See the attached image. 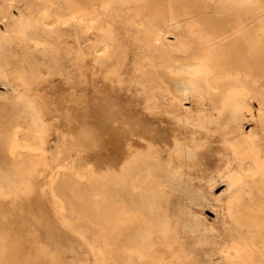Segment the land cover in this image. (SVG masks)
<instances>
[{
    "label": "rangeland",
    "instance_id": "374dc122",
    "mask_svg": "<svg viewBox=\"0 0 264 264\" xmlns=\"http://www.w3.org/2000/svg\"><path fill=\"white\" fill-rule=\"evenodd\" d=\"M165 5L166 0H0V207L20 204L30 219L42 192L37 205L47 224L53 212L45 200L46 174L59 171L53 188L64 210L56 220L69 221L72 233L61 234L57 225L44 229L68 250L71 264H92L87 251L103 252L95 258L101 264H113L116 256L142 262L148 255L165 264H232V248H244L260 262L256 230L240 214L230 216L228 207L238 196L253 209L264 187L261 178L243 177L238 167L253 174V161L264 162V0H175L176 13L189 11L204 32L234 31L225 35L227 48L218 54L238 80L214 82L210 90L200 78L168 70L197 66L205 48L198 28L189 31V17L164 26ZM155 29L162 38L153 47L146 38ZM99 106L114 131L111 140L119 142L103 153L107 158L98 154L87 163L77 143L86 131L94 134ZM132 145L135 161L121 170ZM94 164L108 176L90 178L100 173ZM139 175L147 177L139 181ZM116 213L124 221L118 232L90 224Z\"/></svg>",
    "mask_w": 264,
    "mask_h": 264
},
{
    "label": "bare ground",
    "instance_id": "6f19581e",
    "mask_svg": "<svg viewBox=\"0 0 264 264\" xmlns=\"http://www.w3.org/2000/svg\"><path fill=\"white\" fill-rule=\"evenodd\" d=\"M174 2H175V0H166V5H165L164 10H163V24H164V26L165 27H168V28H170L172 26L173 27L179 26L180 23L173 21V18L180 17V16H183V15L189 17L190 18V21H191V22H189L190 23V26H191V29L189 31L192 32L191 30L194 27L198 28L199 41L201 43H203V45H204V48H205V56L203 58H197V59H195V61L197 63V66H195V67H187V68H184L182 70L169 67L168 70H170L173 75H177V76H179V75H186V76H190V77L200 78L204 82L205 88L207 90L212 89V83H214V82L227 81V80H231V81H234V82L237 81L239 75L238 74L233 75V74L229 73L225 69V67L223 66V64L221 63V59H223V58L219 56L220 54H218V53H220L221 51H223L224 49L227 48L226 42L230 38L229 37L226 38L225 35H230L234 31L232 29L227 30L225 28H211V31L210 32H204L201 29V27H199V23L197 21L192 20L193 16H191V13L189 11H184L183 12L184 14L182 12L176 13V10L174 8L175 7L174 6ZM259 14H260V12L258 11L257 15H259ZM161 38H162V31L159 30V29H155L151 33V35L148 36V38H146L147 45L153 46V47L159 46L160 45L159 44V41H160ZM210 62L214 63V65H210ZM212 70L217 71V74L215 76L211 75ZM144 73H146V71ZM261 77H263L262 73H260L258 77L254 78V80L257 81ZM152 81H154V79ZM161 82L162 81H160L158 78H156V83H157L156 86H158L159 90H161V86H162V85L160 86V83ZM152 83H154V82H152ZM165 88L166 89H165V91L163 90V92H166V94L169 95V93H170L169 92V87H165ZM152 91H154V90H152ZM164 97H165V99L168 98L166 96H164ZM102 102H104V101L102 100L101 101V104H102ZM105 105L106 104H104L103 107H105ZM103 107L102 106H99L97 108V109H99L98 113H99V116L100 117H99L98 121L95 123V125L93 126L94 127L93 129L94 130H92V132L94 131L93 132L94 134H91V135L90 134H87L89 132L91 133V131H89V132L86 131V134L83 133L84 134L83 136H85V138L83 139V141L81 140L80 143L79 142L77 143L78 146H79V144H80V146H82L81 149H83L84 153H87V154L89 153L88 155L86 154V158H84L82 156V159H85L86 160L85 162H87V158L92 159V161H94L93 157L96 156L95 158H97L98 156H100L98 154H102L100 157H98V158H101L104 155L103 154L104 152L107 153L109 148L111 149L115 145L116 142H119V141L113 142L111 140L112 136L114 135L113 134L114 131H112V129L109 128L108 125L106 124L107 123L106 122V117L107 116L105 115V110H104ZM106 109H108V108H106ZM115 111H117V110H115ZM107 112L108 111H106V113ZM159 112L162 113V111H159ZM108 114H109V112H108ZM123 116H125V115H123ZM133 125L134 124H132V126ZM89 129H91V128H89ZM138 129H140V128L138 127ZM150 129H152V128H150ZM85 130H87V128ZM144 132L147 134L146 131H144ZM79 134H82V133H79ZM148 134H149V132H148ZM148 134L141 136V138H143L144 140L145 139L147 140ZM76 136H74V137H76ZM158 136L159 135H157L156 137H158ZM77 137L75 139H78ZM80 137H82V136H80ZM177 137L178 136H176V138ZM59 138H61V137H59ZM88 138H90V139H88ZM16 139H17V136H16ZM66 139H67V137H66ZM173 139H175V136H173ZM68 140H70V139H67L65 141H68ZM87 140H89L88 142H90V143H85V142H87ZM151 140H152V138H151ZM128 141H131L132 142V141H135V140H131L130 139ZM125 142L126 141H124V143ZM135 143H136V141H135ZM139 143L140 142L136 143L135 145H137V144L139 145ZM116 144H118V143H116ZM123 144H122V146L125 147ZM132 144H133V142H132ZM13 145L15 147H17L18 146V143L16 141H14L13 142ZM119 147H121V145ZM126 147H125V149H126ZM151 147H152L151 144H149L147 146L148 149H151ZM139 148H140V146H139ZM115 149H117V148H115ZM26 150L28 151V149H26ZM112 150H114V149H112ZM127 150H126L127 153L125 152L126 153V156H125V153L124 154H123V152L120 153V155L122 154V156H120V157L123 158V155L125 156L124 157L125 159H123L124 161L121 164V170L125 169V166L127 164L134 163V161H135V155H136L137 151L134 149V146L133 147H130L129 146V148ZM120 151H118V152H120ZM41 152H43V150ZM110 153H112V152H110ZM116 153L114 155L113 154L112 155L115 157ZM112 155H111V158L113 157ZM10 156L13 158V155L10 154ZM105 156L107 158V155H104L103 158ZM114 157L112 159H114ZM102 159L100 160L101 162H102ZM104 159H103V161L105 162ZM97 161H95V163H97ZM120 161L122 162V159ZM175 161H176V159H175ZM115 162H116V160H115ZM82 163L84 164V162H82ZM181 163H183V161H181ZM83 164H82V166H83ZM97 165H99V163H97ZM97 165L94 164V166H96L95 169H94L95 171H96V168H100V167H97ZM185 165H186V163H185ZM94 166H93V168H94ZM185 167L187 168V166H185ZM238 167L244 172L243 177H247V176H250V175L258 176L259 178H261L260 184L264 185V162L253 161V174H250L248 172V170H246L245 168H242L241 165H238ZM52 168H51V170H52ZM106 168L107 167H105V169ZM108 169H109V166H108ZM109 170L111 171V169H109ZM116 170L118 171V169H116ZM39 171H40V169H39ZM95 171H92V172H95ZM98 171H99V169L96 172H98ZM100 171H102V170H100ZM228 173L230 174V172H228ZM46 175H47L46 177H47V179L49 181L50 192H49V194L46 193L47 195H46V199L45 200H46V204H49L47 206V210L53 212L52 213L53 215L49 214L51 216H50V219L47 220L48 221L47 224L44 223L43 217H41L42 212L40 214V211H39L40 207L37 205V204H39L40 201H41L40 204L42 203V199H41V198H43V197H41V193L42 192L40 193L39 191H37V193L39 192V196H40V199H39V196L36 197L37 200H40V201H37L38 203L35 202V201L34 202L36 204L34 202H31V203H34V206H31V209H30V210H32L31 218L30 219H28L26 217V215H25L26 212L25 213L23 212V210L25 211V209L20 204L19 205H16L15 204V207L11 206L9 204L11 200L10 201L8 200L9 201L8 206L10 205L11 208H14L15 211H16V213H10L9 209H11V208H7V207L1 208L0 207V264H71L70 261H68L67 258H66L67 257L68 250H66V248H64L62 245H60L58 243H53L46 236L45 229L54 228V225L55 226L56 225L58 226V227H55L58 230H56V229L55 230L58 231V232H60L63 235H69V234L72 233V224L69 221H67L65 219H62V218L60 220H56V217L58 215L61 217V213L60 212L64 210L63 202L55 194V191H54V188H53V184L61 176V173L59 171H57V170H56V172H49L48 171V174H46ZM62 176H65V175H62ZM71 176H73V174ZM107 176H108V171H106V170H104V172H100L99 174L98 173L90 174V178H93V179H103V178H106ZM34 177H35V175H34ZM146 177L144 175L143 176L142 175H139L137 178L139 179V181H141L143 179L145 180ZM36 178H37V176H36ZM227 178H228V176H227ZM77 179H78V177H77ZM230 181H229V183H230ZM34 183L35 182H33L32 185ZM41 183L39 182L40 185H41ZM39 187H37V188H39ZM135 189H136V186L131 185L129 190L131 192H133ZM32 190H33V188H32ZM140 191L142 193H144L145 192V189L140 188ZM33 193H36L35 190H34ZM259 193H260L261 197L259 198V201L257 203H255V207L253 209H250L248 207H243L239 203V200L240 199L237 196L235 198L234 202L229 204L228 212H229L230 216H235L237 214H240L241 215V218H243L244 222L249 227L254 228L256 230V232H257V239H258L257 240V244H258V246H257L258 250L257 251H258L259 256H260V262L259 263H255L251 259V257H250V251H248V250H246L244 248H232L230 250V252H228V254H227L229 257H231L233 259L234 262L232 264H264V187L259 191ZM2 197H3V194L0 193V198H2ZM24 199H25V197H24ZM1 200H3V199H1ZM12 200H13V198H12ZM27 200H28V198H27ZM22 202H25V201H22ZM28 202H30V201H28ZM6 203H7V201H6ZM13 203H15V202H13ZM27 205H28V203H27ZM31 205H33V204H31ZM29 206H30V203H29ZM41 208H42V206H41ZM47 210H46V212H47ZM113 210H116V209L113 208ZM100 218H101V220H100L99 223L93 222V221L90 220V224H93L94 226H98L101 230H103V232H105V231L107 232V230L104 229V226H108L109 228H111L112 231L118 232V230L124 224V221H122L120 219V214H117V213L116 214H112V215H108V216H103V217H100ZM103 241H105L107 243L110 242V238H109V235L108 234H105V237H104ZM88 243H90V242H88ZM84 247H85L84 250L86 251L87 246H84ZM85 254H88L90 256L92 264H101V263H98L95 258L97 256H103L104 255L103 252H101V251H98L96 253L95 252H88L87 251V253H85ZM72 255H74V254H72ZM82 255L84 256V254H82ZM82 255H81V257H82ZM159 257H157L155 255H148V258L146 260H144L142 262H134L132 260L118 259V257L116 256V257L113 258L112 263L113 264H165L163 262V260H161ZM84 258H86V257H84ZM102 264H105V263H102Z\"/></svg>",
    "mask_w": 264,
    "mask_h": 264
}]
</instances>
